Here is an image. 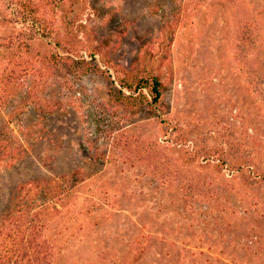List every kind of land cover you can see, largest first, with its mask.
<instances>
[{
  "label": "rangeland",
  "instance_id": "obj_1",
  "mask_svg": "<svg viewBox=\"0 0 264 264\" xmlns=\"http://www.w3.org/2000/svg\"><path fill=\"white\" fill-rule=\"evenodd\" d=\"M184 1L86 0L74 9L65 0L45 8L61 35L66 13L77 20V40L104 52L96 54L103 68L106 57L125 67L149 64L161 75L164 97L157 112L126 108L111 99L101 73L54 69L46 90L28 99V81L0 113V230L24 183L81 169L76 203L54 226L65 230L57 264H108L114 255L118 264H264V185L244 184L239 169L214 159L186 163L181 144L163 130L177 128L191 150L224 149L231 163L252 155L264 167V147L254 143L264 138V100L249 82L237 26L260 23L255 64L264 78V0L233 6L192 0L175 27ZM16 6L17 0H0V42L21 28L12 22ZM89 49L82 53L91 60ZM98 118L100 127H128L120 158L104 166L86 149L99 133ZM140 146L151 147L157 162L142 161ZM183 180H204L224 202L185 204Z\"/></svg>",
  "mask_w": 264,
  "mask_h": 264
},
{
  "label": "trees",
  "instance_id": "obj_2",
  "mask_svg": "<svg viewBox=\"0 0 264 264\" xmlns=\"http://www.w3.org/2000/svg\"><path fill=\"white\" fill-rule=\"evenodd\" d=\"M64 1L17 0L12 22L20 24L21 28L18 33L0 42V64L7 58V63L0 68V113L28 81V99L46 90L54 69L77 76L101 73L107 80L108 94L115 103L126 108H147L157 112L164 97V82L161 75L149 64L125 67L112 62L108 57L102 59L105 68L96 63V54L100 50L80 45V41L77 40L79 30H76L74 26L77 20L75 21L69 17V13H66V30L61 35L55 27V20L45 17L46 7L51 6V10H55ZM68 1L74 9L86 3V0ZM191 1H184V6L180 8L183 10L185 7L184 14L180 12L178 18L174 20L175 27L184 21L186 5H189ZM201 1L204 0L198 2ZM216 1L222 6H233L238 0ZM237 26H240L238 46L241 51H245L250 75L249 82L252 86L254 85V92L264 100V90L257 85L264 84V78L258 73L255 64L260 44L261 25L253 19L245 20V22L239 20ZM83 48L89 49L87 53L91 60L83 55ZM35 49L39 58L34 60L36 56L32 55ZM100 53L103 58L104 52L100 51ZM238 55L240 56L239 53ZM100 106H102L101 103H99ZM96 120L99 128L101 119ZM104 124L105 127H100L96 137L88 139L86 148L91 160L102 166L120 158L122 150L119 146L124 141V134L128 128L126 124L118 127H114L115 125L111 123ZM163 130L175 137L173 141L175 146L181 144L178 146V151L181 159L186 163H192L200 157L214 159L218 161L219 166L228 165L230 169H239L244 184L264 185V167L256 165L252 155L248 158L239 155L234 157L236 162L231 163V153H226L224 149H221L223 151L207 148L191 150L185 146L186 139L181 141L178 138L180 134H175L174 131L177 128L170 131V126L164 125ZM254 143L264 147V138L257 135ZM123 144L126 145L125 141ZM140 147L143 148V157H140V159L143 158L142 161L157 162V153L152 152L151 147L147 146L145 149L144 146ZM84 182L82 170L79 169L60 177L38 178L24 183L17 201L6 215L5 223L0 230V264H57L58 255L63 247L60 236L65 230L55 229L54 226L63 213L69 211L76 203L78 192ZM181 184L184 192L182 199L185 204L193 206L199 200L214 199L216 203L224 202L225 196L208 193L206 188L209 184L204 180H198L195 183L183 180ZM201 189L203 191L198 194V190ZM139 258L137 256L133 263H139ZM118 260L119 257L114 255L108 264H118Z\"/></svg>",
  "mask_w": 264,
  "mask_h": 264
}]
</instances>
